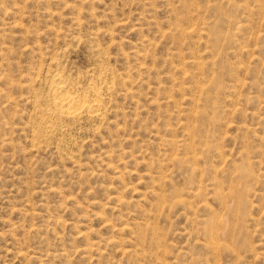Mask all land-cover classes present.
<instances>
[{
    "label": "rangeland",
    "instance_id": "rangeland-1",
    "mask_svg": "<svg viewBox=\"0 0 264 264\" xmlns=\"http://www.w3.org/2000/svg\"><path fill=\"white\" fill-rule=\"evenodd\" d=\"M0 264H264V0H0Z\"/></svg>",
    "mask_w": 264,
    "mask_h": 264
},
{
    "label": "bare ground",
    "instance_id": "bare-ground-1",
    "mask_svg": "<svg viewBox=\"0 0 264 264\" xmlns=\"http://www.w3.org/2000/svg\"><path fill=\"white\" fill-rule=\"evenodd\" d=\"M53 78V76H52ZM95 87V86H94ZM205 88V87H204ZM52 90V95L50 97V109L48 110L47 113V117L54 123L55 121L64 118L65 120L69 118V121L71 119V117H78L83 110H85V113L88 111L89 113L96 114L97 117H99V112H100V104L101 101L99 100V98L101 99L102 96H99L100 91L98 89H96V91L94 92L96 95V98L93 100L90 98L88 99V97H85V95L83 97H78L76 96L75 92L72 91L73 89H71L69 83L62 78L61 75L56 76L52 83H51V88ZM50 90V91H51ZM203 93V92H202ZM87 95V94H86ZM49 96V95H48ZM81 96V95H80ZM93 96V95H92ZM95 96V95H94ZM48 102V101H47ZM37 104V103H36ZM47 106V105H46ZM44 109V108H43ZM84 112V111H83ZM45 114V113H44ZM90 114V115H91ZM102 116V115H101ZM43 117V115H42ZM82 117V116H81ZM39 118V117H38ZM74 118V119H75ZM44 119V118H43ZM73 119V118H72ZM39 122V121H38ZM45 122V121H44ZM48 122V121H47ZM46 122V123H47ZM59 122V121H58ZM57 122V124H58ZM45 123V125H46ZM51 123V124H53ZM68 123V122H67ZM56 124V126H57ZM37 125V124H36ZM43 125V124H41ZM44 125V126H45ZM54 125V124H53ZM53 125L49 126L46 128L45 133L48 135L50 133H52L54 131V128L57 127H53ZM59 125V124H58ZM61 126V123H60ZM41 128V126H40ZM36 129V128H35ZM42 130V129H41ZM38 132V131H37ZM56 130H55V134H56ZM43 133V132H42ZM54 133V132H53ZM39 135V134H38ZM37 135V136H38ZM52 135V134H51ZM33 136V135H32ZM49 136V135H48ZM45 137V136H44ZM50 137V136H49ZM48 137V138H49ZM35 139V138H34ZM43 139V138H42ZM47 138H45L46 140ZM40 141V138H39ZM43 141V140H42ZM41 141V142H42ZM34 145V144H33ZM191 154V153H190ZM188 155V154H187ZM195 157V156H194ZM194 161V160H193ZM184 203V202H183ZM182 203V204H183ZM190 205V204H189ZM215 228V227H214ZM213 229V228H212Z\"/></svg>",
    "mask_w": 264,
    "mask_h": 264
}]
</instances>
